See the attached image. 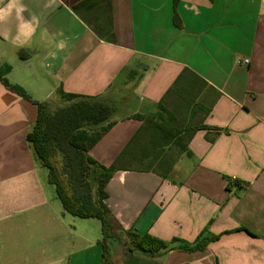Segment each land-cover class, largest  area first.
<instances>
[{
  "label": "crops",
  "instance_id": "obj_1",
  "mask_svg": "<svg viewBox=\"0 0 264 264\" xmlns=\"http://www.w3.org/2000/svg\"><path fill=\"white\" fill-rule=\"evenodd\" d=\"M83 1L22 0L24 19L39 20L27 41L16 39L15 13L0 22L7 81L32 101L61 87L126 116L158 115L164 101L181 125L199 126L187 151L167 146L159 167L117 171L107 183L113 263L264 264V0H99L73 11ZM36 115L0 82V264H100L101 226L63 210L26 140ZM115 120L89 151L104 166L141 126ZM129 233L178 239L174 247L217 239L202 251L149 254L132 249Z\"/></svg>",
  "mask_w": 264,
  "mask_h": 264
},
{
  "label": "trees",
  "instance_id": "obj_2",
  "mask_svg": "<svg viewBox=\"0 0 264 264\" xmlns=\"http://www.w3.org/2000/svg\"><path fill=\"white\" fill-rule=\"evenodd\" d=\"M99 0H86L73 7L78 12L82 8L90 9ZM25 59L27 53L20 52ZM11 70L7 65L0 70V82L3 86L26 101L36 105L37 115L26 136L35 156L47 170V181L54 187L63 210L79 219H97L101 226V262L114 264L109 241L114 239L111 213L106 206V186L117 171L137 169L140 161L152 159L150 169L157 161V155L167 146L175 145L181 151H187L185 139L199 126L189 127L179 123L174 112L166 109L164 101L159 102L158 115L120 114L115 105L104 97H88L66 93L61 87L53 96L42 102L32 101L28 93L18 85L10 84L5 75ZM186 72L191 73L186 70ZM185 72V73H186ZM127 117L141 121V126L122 150L116 161L104 166L89 154L90 149L113 127L115 117ZM151 161V160H150ZM131 244L142 252L153 254L174 249L187 252L202 251L216 236L199 235L194 244L171 246L170 243L150 235L139 236L129 233Z\"/></svg>",
  "mask_w": 264,
  "mask_h": 264
},
{
  "label": "clouds",
  "instance_id": "obj_3",
  "mask_svg": "<svg viewBox=\"0 0 264 264\" xmlns=\"http://www.w3.org/2000/svg\"><path fill=\"white\" fill-rule=\"evenodd\" d=\"M0 4H3V0H0ZM25 11H27V7L22 3V0H8L7 4L0 7V22H6L13 13H15L16 17L21 20V23L18 26L17 40L21 37H23L25 41L31 39L35 32V25L39 24V20L35 17L31 20H25L22 15ZM56 47L59 50H63L66 47V42L61 40ZM50 55L55 57V53H50Z\"/></svg>",
  "mask_w": 264,
  "mask_h": 264
},
{
  "label": "rangeland",
  "instance_id": "obj_4",
  "mask_svg": "<svg viewBox=\"0 0 264 264\" xmlns=\"http://www.w3.org/2000/svg\"><path fill=\"white\" fill-rule=\"evenodd\" d=\"M18 56H20V54H18ZM11 57V56H10ZM11 59V58H10ZM9 66H11L12 67V65L11 64H8ZM3 66H7V64L5 63ZM2 68V67H1ZM4 69V68H3ZM17 71H15L14 72V77L16 76V73ZM14 78H10V81L11 80H13ZM129 111H130V109H120L118 112L120 113V114H128L129 113ZM167 150H169V149H163L162 151L161 150H159V151H156V153L157 152H159L157 155H160L161 154V152H164V151H167ZM175 151L176 150H178V149H174ZM174 150L172 151V153H174ZM172 153L170 154V155H172ZM150 165L149 164H143V165H137L136 166V168L137 169H147V167H149ZM151 167H153L154 169L155 168H157V167H159V165H156L155 166V164H153V166H151ZM69 218V217H68ZM79 220V219H78ZM93 221L92 222H95L96 224H99V226H100V222L97 220V219H92ZM99 238L101 239V233H99ZM109 246L111 247V253L113 254V252H114V250H115V248L116 247H118V243H117V241H111L110 240V242H109Z\"/></svg>",
  "mask_w": 264,
  "mask_h": 264
},
{
  "label": "built area",
  "instance_id": "obj_5",
  "mask_svg": "<svg viewBox=\"0 0 264 264\" xmlns=\"http://www.w3.org/2000/svg\"><path fill=\"white\" fill-rule=\"evenodd\" d=\"M242 62H243L244 64H248V60H247V59H244Z\"/></svg>",
  "mask_w": 264,
  "mask_h": 264
}]
</instances>
